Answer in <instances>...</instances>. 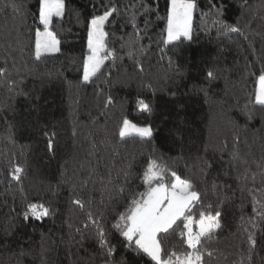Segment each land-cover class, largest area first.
Listing matches in <instances>:
<instances>
[{
  "label": "trees",
  "instance_id": "16d2710c",
  "mask_svg": "<svg viewBox=\"0 0 264 264\" xmlns=\"http://www.w3.org/2000/svg\"><path fill=\"white\" fill-rule=\"evenodd\" d=\"M193 2L191 39L165 44L171 0H64L60 51L37 59L40 0H0V264H155L115 227L151 160L192 182L194 216L220 213L205 264H264V0ZM112 7L115 56L86 83L90 20ZM125 119L152 137H121ZM32 203L51 214L25 219ZM181 230L164 251H189Z\"/></svg>",
  "mask_w": 264,
  "mask_h": 264
},
{
  "label": "snow or ice",
  "instance_id": "6c2138e0",
  "mask_svg": "<svg viewBox=\"0 0 264 264\" xmlns=\"http://www.w3.org/2000/svg\"><path fill=\"white\" fill-rule=\"evenodd\" d=\"M195 7L193 0H171L167 15L165 44L177 41L182 36L191 39V21ZM116 11L115 7L109 8L102 15L90 20L87 38L88 55L83 63V81L86 83L91 82L94 77L99 78L105 61L115 56V51L110 50L107 45L108 33L105 31V25ZM63 15L64 0H40L39 20L44 30L35 34L37 59L44 53L60 51V40L51 28L53 19L61 18ZM228 30L238 31L230 26ZM0 71L4 70L0 69ZM212 75V72L208 73L209 77ZM259 84L256 102L264 105V75L259 77ZM112 102L109 97L107 103ZM138 104L141 110H151L149 104L143 100L138 101ZM133 133L143 138H151L153 130L150 126L140 127L125 119L119 135L125 137ZM22 172V168L15 167L14 179L19 180V173ZM165 172L166 169L155 160L149 161L143 175L147 190L139 193L138 198L131 200L115 227L121 231L129 246L134 244L138 252L146 254L155 264H205V253L208 256L212 255L205 245L213 239L216 230L221 228L220 213L216 212L212 215L200 212L198 218L194 216L193 208L200 203V193L195 190L191 181L182 179L175 172L170 174L173 180L166 183ZM74 202L81 205L80 200ZM50 214V209L44 204L32 203L27 205L23 215L25 219L30 216L40 219ZM178 221L182 225L180 235L184 237V243L189 251H164L161 234H169L170 230L175 231L176 227H180ZM99 234L101 242L106 243L103 232Z\"/></svg>",
  "mask_w": 264,
  "mask_h": 264
},
{
  "label": "rangeland",
  "instance_id": "374dc122",
  "mask_svg": "<svg viewBox=\"0 0 264 264\" xmlns=\"http://www.w3.org/2000/svg\"><path fill=\"white\" fill-rule=\"evenodd\" d=\"M193 13H194V10H193ZM192 19H193V15H192ZM191 28H192V21H191ZM43 30H44V26H43V28L39 29L38 31H43ZM259 89H260V84H259ZM258 94H259V90H258ZM137 126H140V125H137ZM140 127H146V126H140Z\"/></svg>",
  "mask_w": 264,
  "mask_h": 264
}]
</instances>
